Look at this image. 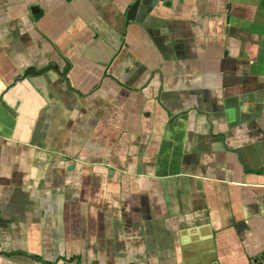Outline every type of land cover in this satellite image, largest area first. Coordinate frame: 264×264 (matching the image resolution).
Here are the masks:
<instances>
[{
  "label": "crops",
  "instance_id": "1",
  "mask_svg": "<svg viewBox=\"0 0 264 264\" xmlns=\"http://www.w3.org/2000/svg\"><path fill=\"white\" fill-rule=\"evenodd\" d=\"M0 264H264V0H0Z\"/></svg>",
  "mask_w": 264,
  "mask_h": 264
},
{
  "label": "water",
  "instance_id": "2",
  "mask_svg": "<svg viewBox=\"0 0 264 264\" xmlns=\"http://www.w3.org/2000/svg\"><path fill=\"white\" fill-rule=\"evenodd\" d=\"M134 7H135V3H133V4L129 7V9H128V11H127V15H126V18H127V19H129V18L132 17V13H133Z\"/></svg>",
  "mask_w": 264,
  "mask_h": 264
}]
</instances>
